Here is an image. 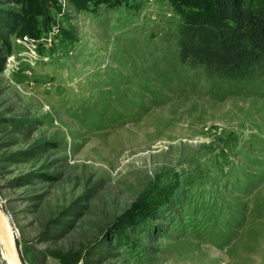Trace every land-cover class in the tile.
Segmentation results:
<instances>
[{"label":"rangeland","instance_id":"374dc122","mask_svg":"<svg viewBox=\"0 0 264 264\" xmlns=\"http://www.w3.org/2000/svg\"><path fill=\"white\" fill-rule=\"evenodd\" d=\"M175 6L0 0V208L24 264H264V75L182 63Z\"/></svg>","mask_w":264,"mask_h":264},{"label":"trees","instance_id":"16d2710c","mask_svg":"<svg viewBox=\"0 0 264 264\" xmlns=\"http://www.w3.org/2000/svg\"><path fill=\"white\" fill-rule=\"evenodd\" d=\"M179 60L207 75H264V0H179Z\"/></svg>","mask_w":264,"mask_h":264},{"label":"water","instance_id":"95a60500","mask_svg":"<svg viewBox=\"0 0 264 264\" xmlns=\"http://www.w3.org/2000/svg\"><path fill=\"white\" fill-rule=\"evenodd\" d=\"M5 217L7 216L0 208V241L2 244V248L7 256L5 262L7 264H24L19 258L14 241V236L12 235L6 224Z\"/></svg>","mask_w":264,"mask_h":264},{"label":"bare ground","instance_id":"6f19581e","mask_svg":"<svg viewBox=\"0 0 264 264\" xmlns=\"http://www.w3.org/2000/svg\"><path fill=\"white\" fill-rule=\"evenodd\" d=\"M5 220H6V224H7L8 228H9L10 232L12 233V230H11L9 224H8L7 217H5ZM0 248H1L0 256H1L2 260H6V257H7V256H6V253L4 252V250H3V248H2L1 241H0Z\"/></svg>","mask_w":264,"mask_h":264}]
</instances>
